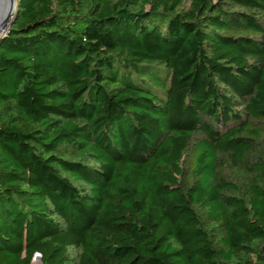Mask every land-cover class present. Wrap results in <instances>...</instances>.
Wrapping results in <instances>:
<instances>
[{
    "label": "trees",
    "instance_id": "trees-1",
    "mask_svg": "<svg viewBox=\"0 0 264 264\" xmlns=\"http://www.w3.org/2000/svg\"><path fill=\"white\" fill-rule=\"evenodd\" d=\"M36 258L264 264V0H16L0 264Z\"/></svg>",
    "mask_w": 264,
    "mask_h": 264
},
{
    "label": "bare ground",
    "instance_id": "bare-ground-1",
    "mask_svg": "<svg viewBox=\"0 0 264 264\" xmlns=\"http://www.w3.org/2000/svg\"><path fill=\"white\" fill-rule=\"evenodd\" d=\"M12 6L11 0H0V28L5 24Z\"/></svg>",
    "mask_w": 264,
    "mask_h": 264
},
{
    "label": "water",
    "instance_id": "water-1",
    "mask_svg": "<svg viewBox=\"0 0 264 264\" xmlns=\"http://www.w3.org/2000/svg\"><path fill=\"white\" fill-rule=\"evenodd\" d=\"M11 1H12V6L10 9V13L7 16L5 24L0 28V38L5 35L8 27L12 24V20L16 12V0H11Z\"/></svg>",
    "mask_w": 264,
    "mask_h": 264
},
{
    "label": "rangeland",
    "instance_id": "rangeland-1",
    "mask_svg": "<svg viewBox=\"0 0 264 264\" xmlns=\"http://www.w3.org/2000/svg\"><path fill=\"white\" fill-rule=\"evenodd\" d=\"M185 8H187V5H185ZM75 256V252L73 250H70V257L73 258ZM33 264H39V260L38 258H36L34 261H33Z\"/></svg>",
    "mask_w": 264,
    "mask_h": 264
}]
</instances>
